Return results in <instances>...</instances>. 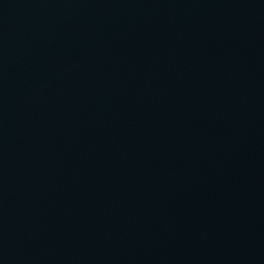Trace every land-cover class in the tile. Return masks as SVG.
<instances>
[{"label":"water","instance_id":"obj_1","mask_svg":"<svg viewBox=\"0 0 264 264\" xmlns=\"http://www.w3.org/2000/svg\"><path fill=\"white\" fill-rule=\"evenodd\" d=\"M0 264H264V0H0Z\"/></svg>","mask_w":264,"mask_h":264}]
</instances>
